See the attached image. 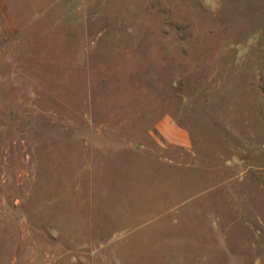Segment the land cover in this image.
Segmentation results:
<instances>
[{
    "label": "rangeland",
    "instance_id": "rangeland-1",
    "mask_svg": "<svg viewBox=\"0 0 264 264\" xmlns=\"http://www.w3.org/2000/svg\"><path fill=\"white\" fill-rule=\"evenodd\" d=\"M0 264H264V0H0Z\"/></svg>",
    "mask_w": 264,
    "mask_h": 264
}]
</instances>
